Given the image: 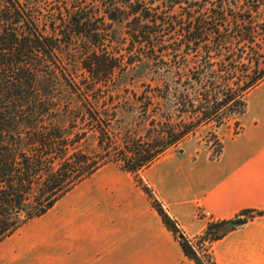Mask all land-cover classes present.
<instances>
[{
  "label": "trees",
  "instance_id": "trees-1",
  "mask_svg": "<svg viewBox=\"0 0 264 264\" xmlns=\"http://www.w3.org/2000/svg\"><path fill=\"white\" fill-rule=\"evenodd\" d=\"M191 1L0 0V242L103 166L137 178L244 113L264 80V0ZM151 206L194 264L193 240L236 228L209 222L188 239Z\"/></svg>",
  "mask_w": 264,
  "mask_h": 264
},
{
  "label": "crops",
  "instance_id": "crops-1",
  "mask_svg": "<svg viewBox=\"0 0 264 264\" xmlns=\"http://www.w3.org/2000/svg\"><path fill=\"white\" fill-rule=\"evenodd\" d=\"M236 121L241 129L222 136L217 159L207 148L171 149L140 178L188 239L203 233L201 214L230 221L263 212L214 241L211 253L214 264H264V80ZM0 264L194 263L131 175L107 164L1 241Z\"/></svg>",
  "mask_w": 264,
  "mask_h": 264
},
{
  "label": "rangeland",
  "instance_id": "rangeland-1",
  "mask_svg": "<svg viewBox=\"0 0 264 264\" xmlns=\"http://www.w3.org/2000/svg\"><path fill=\"white\" fill-rule=\"evenodd\" d=\"M60 1L61 2H64V0H60ZM208 1L210 2L209 3V6L210 5H217L219 3L218 2L219 0H208ZM191 2L194 3V2H197V1L192 0ZM46 5H47V3H45L42 7L45 8ZM195 5H198V2L195 3ZM178 14H180V13H178ZM115 29H116L117 34H120L121 33V28L119 26H117ZM130 90H132V92H136L137 94H138V92L141 91V89H139L137 87L136 88L135 87L134 88H130ZM238 117H236L234 119L233 118H230L226 122V124L224 126L220 127V128H214V127H210V126L202 127L200 129H198L193 135L189 136L184 141H182L181 143H179L176 147L171 148V149H174V150L175 149H187L188 147H196V148H199V149H202V148L203 149H206L207 148V149L210 150V152H211V158L213 159L212 152H213V150L215 148H217V149L219 148V144H217L216 140L212 139L210 136L211 135H216L217 138H218V141L220 143V146H221V138H222V136L224 134L229 133V132L236 133V132H238L237 130H240L241 129V127H240V125H239L238 122H237V125L234 124V120L237 119ZM171 149H169L168 151H170ZM141 171L138 172L137 178H134L130 174L135 184H136V181L137 180L142 181L141 178H140V172ZM136 186H137V184H136ZM150 192H151V198L150 199H149V197H147V198L149 199V202L151 204L152 200H155V201H157V200H156L153 192L151 191V189H150ZM201 217L202 218H205L206 221H207V223H209V222H216L217 221V220H214L209 215L208 216H204V214H201ZM243 218L249 219L251 217L249 215H243V216H240L239 219L242 220ZM207 223H206V225H207ZM211 244L209 245L207 242H201L199 240H197V241L193 240L192 241V245L194 246L195 250L197 251L199 257L204 262V264H209V260H211V258L213 260L212 253H211Z\"/></svg>",
  "mask_w": 264,
  "mask_h": 264
},
{
  "label": "built area",
  "instance_id": "built-area-1",
  "mask_svg": "<svg viewBox=\"0 0 264 264\" xmlns=\"http://www.w3.org/2000/svg\"><path fill=\"white\" fill-rule=\"evenodd\" d=\"M237 131H240V130H237ZM219 154H220V148H215L214 150H213V152H212V157H213V159H217L218 158V156H219ZM204 216H208V214H204Z\"/></svg>",
  "mask_w": 264,
  "mask_h": 264
},
{
  "label": "water",
  "instance_id": "water-1",
  "mask_svg": "<svg viewBox=\"0 0 264 264\" xmlns=\"http://www.w3.org/2000/svg\"><path fill=\"white\" fill-rule=\"evenodd\" d=\"M243 224V221L241 220V219H237V220H234L233 222H232V225L233 226H241Z\"/></svg>",
  "mask_w": 264,
  "mask_h": 264
}]
</instances>
